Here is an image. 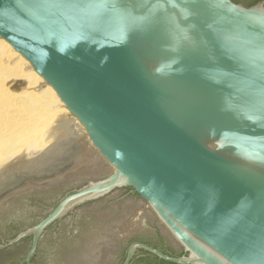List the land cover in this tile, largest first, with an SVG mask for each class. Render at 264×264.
Listing matches in <instances>:
<instances>
[{
	"label": "water",
	"instance_id": "obj_1",
	"mask_svg": "<svg viewBox=\"0 0 264 264\" xmlns=\"http://www.w3.org/2000/svg\"><path fill=\"white\" fill-rule=\"evenodd\" d=\"M0 38L85 132L0 195V264H104L155 219L183 253L123 264H264V0H0Z\"/></svg>",
	"mask_w": 264,
	"mask_h": 264
},
{
	"label": "bare ground",
	"instance_id": "obj_2",
	"mask_svg": "<svg viewBox=\"0 0 264 264\" xmlns=\"http://www.w3.org/2000/svg\"><path fill=\"white\" fill-rule=\"evenodd\" d=\"M72 124L85 135L53 88L0 38V188L14 171H38L77 142Z\"/></svg>",
	"mask_w": 264,
	"mask_h": 264
},
{
	"label": "flooded vegetation",
	"instance_id": "obj_3",
	"mask_svg": "<svg viewBox=\"0 0 264 264\" xmlns=\"http://www.w3.org/2000/svg\"><path fill=\"white\" fill-rule=\"evenodd\" d=\"M234 1L241 2L245 5H249L248 3H246L243 0H234ZM119 189H122L124 191V194H126V195L128 194V195H131L135 198L138 197L135 193H133L131 191L130 188H119ZM132 232L133 231H131L128 234L122 235V238H120V237L117 238V239H120L119 241L116 242V244H118V248L116 250V251H118V255L111 253L109 255V257L111 259L110 262H106L104 264H123V262L126 258L127 247L129 245V243H131L133 241H140V242L147 243V244L159 249L163 253H166L169 255L175 256L178 253L183 252L180 247L175 248L177 250L174 249L171 242L168 240V238L164 235V233L159 228V225H158L156 219L153 222L151 228L149 229V232L153 234L152 235L153 238L158 239L160 242L155 241L151 238H146V237L134 235V234H132ZM22 258L19 259L16 262V264H18L22 260ZM99 264H101V262ZM127 264H175V263H171V262H168L166 260L160 259L156 255L152 254L151 252H149L145 249L137 248V249H135L134 253L132 254V257L130 258V260Z\"/></svg>",
	"mask_w": 264,
	"mask_h": 264
},
{
	"label": "rangeland",
	"instance_id": "obj_4",
	"mask_svg": "<svg viewBox=\"0 0 264 264\" xmlns=\"http://www.w3.org/2000/svg\"><path fill=\"white\" fill-rule=\"evenodd\" d=\"M72 127L74 129V131L76 132V136L77 138L81 139L84 135L74 126V124H72ZM78 139V140H79ZM77 140V141H78ZM76 142H73V144H75ZM36 171H22V170H16L13 172V181L9 182L8 184H5L4 186H2L0 188V195L3 194L4 192H6L7 190H9L10 188H12L13 186H15L16 184H18L19 182H21L22 180H24L25 178L29 177L30 175H32L33 173H35ZM17 174V175H16Z\"/></svg>",
	"mask_w": 264,
	"mask_h": 264
},
{
	"label": "trees",
	"instance_id": "obj_5",
	"mask_svg": "<svg viewBox=\"0 0 264 264\" xmlns=\"http://www.w3.org/2000/svg\"><path fill=\"white\" fill-rule=\"evenodd\" d=\"M243 1H245L246 3H248V4H252V3H254V2H256V1H258V0H243ZM183 252H180V253H178L177 255H175V256H179V255H181ZM12 264H14V263H12ZM16 264V263H15Z\"/></svg>",
	"mask_w": 264,
	"mask_h": 264
}]
</instances>
